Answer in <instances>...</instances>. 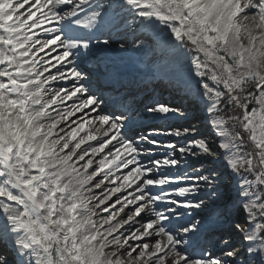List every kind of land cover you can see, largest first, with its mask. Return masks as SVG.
Wrapping results in <instances>:
<instances>
[{"label": "snow or ice", "instance_id": "snow-or-ice-1", "mask_svg": "<svg viewBox=\"0 0 264 264\" xmlns=\"http://www.w3.org/2000/svg\"><path fill=\"white\" fill-rule=\"evenodd\" d=\"M0 264H264V0H0Z\"/></svg>", "mask_w": 264, "mask_h": 264}, {"label": "rangeland", "instance_id": "rangeland-1", "mask_svg": "<svg viewBox=\"0 0 264 264\" xmlns=\"http://www.w3.org/2000/svg\"><path fill=\"white\" fill-rule=\"evenodd\" d=\"M192 114H193V115H191V116H195V115H196V113H195V112H192Z\"/></svg>", "mask_w": 264, "mask_h": 264}]
</instances>
